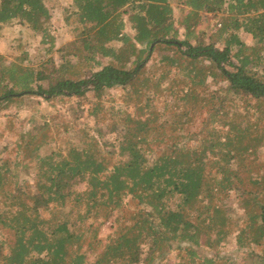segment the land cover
I'll use <instances>...</instances> for the list:
<instances>
[{
    "label": "trees",
    "instance_id": "trees-1",
    "mask_svg": "<svg viewBox=\"0 0 264 264\" xmlns=\"http://www.w3.org/2000/svg\"><path fill=\"white\" fill-rule=\"evenodd\" d=\"M58 1L2 0L0 40L4 26L18 21L53 52L51 7ZM72 1L78 38L59 49L61 64L0 53V112L23 109L29 98L55 104L120 87L140 115L114 112V151L100 130L82 131V145L64 150L52 145L48 122L18 134L16 156L0 158V264H171L173 252V264H238L218 250L233 235L237 252L264 264V133L252 136L248 123L233 119L237 111L220 119L237 98L248 110L251 100L264 107V0ZM204 14L220 15L209 44L197 32ZM158 53L156 76L147 67ZM209 78L227 82V97L198 92ZM169 96L177 101L162 113L155 103ZM206 106L207 126L192 132L193 113ZM103 111L101 104L92 110L98 124ZM0 147V155L8 149ZM233 192L241 226L225 205Z\"/></svg>",
    "mask_w": 264,
    "mask_h": 264
},
{
    "label": "rangeland",
    "instance_id": "rangeland-1",
    "mask_svg": "<svg viewBox=\"0 0 264 264\" xmlns=\"http://www.w3.org/2000/svg\"><path fill=\"white\" fill-rule=\"evenodd\" d=\"M2 0H0L1 3ZM175 8V17L176 19L179 16V7L176 3H173ZM52 21L50 25V30L53 32L52 35L56 40V48L53 52H49V44L42 43V37L35 35L34 32L27 26L23 25L18 21H12L10 24L4 26L2 30V36L0 40V53L7 56L9 59L13 60L14 58L20 56L23 52H28L30 54L31 60L34 65L39 64L38 61H45L49 58H54L56 65L62 63L60 48L66 44L75 41L78 38L77 28L79 27L77 16L75 15V8L73 6L72 0H59L56 7H51ZM220 15L213 14H204L203 21L201 25L197 28V32L201 35V38L209 44L215 39V32L217 28L220 27ZM241 39L248 45H253L254 40L251 35L240 32ZM184 38V30L180 31V39ZM112 47L119 48L120 43H112ZM219 46V45H217ZM220 47V46H219ZM160 59V53L156 54L154 61H151L148 64L147 71L149 74L160 75V71L154 68V65L158 64ZM108 62L107 59H102L103 65H106ZM208 64V63H206ZM169 82H166L163 86H168ZM181 86V84H179ZM227 82H215L212 78H209L207 84L203 87L198 88V92L204 97L211 96H220L221 88L226 87ZM129 90V89H128ZM127 89L115 88L107 90L104 93L103 98H98L95 93L90 92L86 97H78L72 99H65L64 102L56 100L55 104L45 102L40 98H29L28 103L23 109L12 108L9 111L0 112V146H8V149L5 153L0 155V158L10 159L16 156V142L18 140V134L22 132H27L29 130H34L42 126L44 122H48L51 125V131L53 137L56 139L52 142L53 146H61V149L64 150L67 148V145H82L80 136L82 131L88 132L90 135L97 136L98 133L96 130H100L103 138L102 140L108 145L113 144L114 147L110 149L117 148L118 145V132L115 133L111 131V119L113 118L114 112H124L127 111L134 116H139L140 113L136 111L135 104L132 101L126 103ZM181 94V93H179ZM168 95H170L168 93ZM229 95V94H228ZM222 96H226V92H223ZM233 98L232 95H230ZM133 98V97H132ZM130 98L129 100H131ZM175 97L169 96L166 101L165 99L158 100L155 103L156 108L160 112H165L166 104H173ZM182 104V102H180ZM179 103V104H180ZM96 104H101L104 106L105 111L102 112V115L99 118V124L97 123V118H95L91 113ZM245 103L240 102L237 98L235 104H227L222 110L220 115L221 124H224L227 117L223 116V112L227 113L229 111H237V116L234 115L233 119L237 122H242L244 126L246 123L249 124L252 132V136L261 135L264 133V107L259 111L256 108V103L254 100H251V108L248 110L247 106L245 108ZM196 112L193 113L194 117L188 125V129L192 132H197L207 126L208 116H209V107L205 108H196ZM4 114H10L14 125L12 129L9 128V119L4 116ZM164 119H168V122L171 123L174 120L170 117L169 112L166 111ZM104 116V119L103 117ZM229 117L228 119H230ZM117 125V122L115 123ZM258 125V126H257ZM55 128V129H54ZM68 128V130H65ZM121 128V127H120ZM219 129L223 130L222 125H219ZM61 130V134H58L57 131ZM68 131V133H63ZM2 148V147H0ZM49 148H46L42 153L47 152ZM258 154L264 164V146L258 149ZM33 175L30 177L31 182ZM85 189V184L77 186V190L83 191ZM226 208L228 209V214L237 222V225H242V221H238L242 216V210L239 208L237 193L233 192L225 200ZM102 235L109 232V228L112 223L108 224ZM220 255L224 256L227 259H230L232 262H237L238 264H260L259 262H252L253 259H247L246 252H237L235 236L229 238V240L219 247ZM217 250H204V255H212ZM256 252H260L259 249H256ZM176 252L171 254V264L178 262L176 259Z\"/></svg>",
    "mask_w": 264,
    "mask_h": 264
},
{
    "label": "crops",
    "instance_id": "crops-1",
    "mask_svg": "<svg viewBox=\"0 0 264 264\" xmlns=\"http://www.w3.org/2000/svg\"><path fill=\"white\" fill-rule=\"evenodd\" d=\"M253 39V38H252Z\"/></svg>",
    "mask_w": 264,
    "mask_h": 264
}]
</instances>
